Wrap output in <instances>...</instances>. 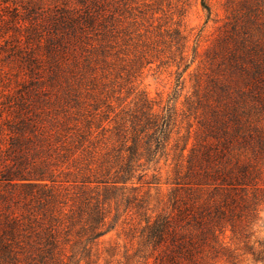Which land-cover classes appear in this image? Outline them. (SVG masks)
Segmentation results:
<instances>
[{
	"label": "trees",
	"instance_id": "1",
	"mask_svg": "<svg viewBox=\"0 0 264 264\" xmlns=\"http://www.w3.org/2000/svg\"><path fill=\"white\" fill-rule=\"evenodd\" d=\"M2 1L0 69L17 66L19 88L0 104V264H98L113 202L146 222L136 264L231 261L223 236L248 237L264 211V0H228L172 146L193 62L179 30L175 96L156 108L142 91L120 110L115 90L91 87L110 66L111 0ZM172 151L174 187L153 216L139 183Z\"/></svg>",
	"mask_w": 264,
	"mask_h": 264
},
{
	"label": "rangeland",
	"instance_id": "2",
	"mask_svg": "<svg viewBox=\"0 0 264 264\" xmlns=\"http://www.w3.org/2000/svg\"><path fill=\"white\" fill-rule=\"evenodd\" d=\"M18 1L26 4L28 0ZM2 2L0 0V9ZM207 3L210 11L203 7L202 0H111L108 3V7L115 12L110 66L104 72L99 69L97 80L91 87L93 91L103 88L115 90L116 96L121 95L126 99L120 110L124 106L132 107L142 91L158 102L156 108L165 107L175 96L177 76L183 70V65L179 68V64L193 61L184 73L185 88L177 99L179 118L172 134L171 146L180 140V136L187 134L188 124L182 114L185 99L194 91L196 75L205 72L206 53L215 44L228 16V0H207ZM175 29L185 39L186 59L183 62L180 54L183 50L182 41L176 45L178 38ZM11 64L4 63L0 69V72L11 69L7 76L0 78V104L7 101V94L15 93L19 88L17 66L14 68ZM1 112L0 105V114H3L0 118H4L6 114ZM193 142L192 136L188 149ZM173 156L172 151L169 157L160 156L159 162L148 165V176L143 184L139 183L143 185L141 194L149 200V214L153 216L168 206L169 195L174 187ZM154 176L159 179V183L148 184ZM111 211L110 219L114 227L99 239L95 247L99 256L98 264H136L140 258L134 255L141 247V233L146 222L134 209L124 204L117 206L113 202ZM260 217L262 220L249 229L248 237L232 239L231 232L223 236L228 254L232 257L229 259L231 261L224 257L219 264H264V255L261 254L264 249V211Z\"/></svg>",
	"mask_w": 264,
	"mask_h": 264
}]
</instances>
